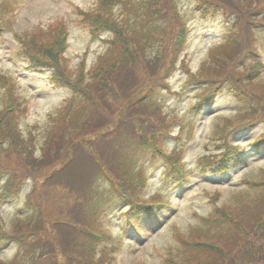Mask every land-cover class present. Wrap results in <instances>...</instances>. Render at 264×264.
<instances>
[{
	"label": "trees",
	"instance_id": "obj_1",
	"mask_svg": "<svg viewBox=\"0 0 264 264\" xmlns=\"http://www.w3.org/2000/svg\"><path fill=\"white\" fill-rule=\"evenodd\" d=\"M117 1L97 0L94 8L78 11L90 38L106 44L88 71L84 61L75 72L69 68L63 22L12 34L28 69H46L70 94L49 114L50 125L36 146V136H24L20 129L25 105L16 82L0 71L5 91L0 108V200L32 180L25 199L32 211L16 215L8 226L0 217V252L16 245L10 258L0 256V264H113L117 240L101 221L104 204L115 209L118 203L126 204L123 214L140 219L136 225L126 218L136 233L149 223L145 216L171 205L159 193L144 197L146 177L132 153L146 147L164 159V175L175 185L190 180L193 171L186 167L183 151L163 146V138L171 136L170 125L182 120L164 113L155 97L160 89L169 90L167 78L176 68L185 73L187 83L200 87L191 103L196 114L212 106L223 90L241 105L233 115L216 116L208 140L216 150L196 159L199 176L221 177L246 162L245 147L232 138L264 121V64L247 61L257 54L255 29H264V0H196L203 14L221 10L230 23L223 40L207 49L195 71L181 56L188 27L175 0H126L129 12L115 15ZM12 9L0 3V37L12 32L7 16ZM103 32L108 36L102 38ZM248 144L256 150L263 147L264 130ZM240 175L243 186L231 188L233 196L220 203L219 189L204 191L210 210L196 213L197 223L185 233L173 228L177 242L161 254L162 264H264V167ZM99 179L109 186L94 205ZM151 220L150 226L160 223L156 217Z\"/></svg>",
	"mask_w": 264,
	"mask_h": 264
},
{
	"label": "rangeland",
	"instance_id": "obj_2",
	"mask_svg": "<svg viewBox=\"0 0 264 264\" xmlns=\"http://www.w3.org/2000/svg\"><path fill=\"white\" fill-rule=\"evenodd\" d=\"M178 4L180 15L188 27V37L185 47L181 53L186 65L195 71L200 61L205 57L207 49L221 42L229 28L230 20L224 16L221 10L203 14L196 7V0H175ZM8 3L13 6L10 11L12 20L11 31L4 32L0 37V71L11 75L16 82V90L21 96L25 112L19 115L20 129L24 136L32 133L36 136V146L42 143L45 131L50 125L49 114H54L62 105L70 91L68 88L60 87L52 81L49 74L44 71H33L28 69V62L18 54L19 45L12 34H22L25 31L35 29L47 30L59 22L66 25L68 35L64 55L67 64L75 72L80 63L84 61L85 71L90 69L98 54L104 51L106 44L100 39H91L88 28L81 22L78 11H87L96 6L97 0H0V3ZM113 13L120 15L126 9V0H118L114 3ZM13 16V18H12ZM108 36L103 32L101 37ZM255 47L257 54L249 55V60L259 61L264 64V29H255ZM247 61L243 63L246 65ZM264 77V69L262 70ZM169 90L160 89L155 97L159 101L164 113L181 119L182 123L170 125V137L163 138V146L166 150L176 149L183 151L186 167L193 173L188 182L182 187L175 185L164 175V159L161 156H153L150 149L139 146L140 149L132 153L136 165L139 166L146 177V185L143 195L148 197L159 193L163 198L171 202L161 212L143 219L149 223L135 232L126 218L130 217L136 225L140 219L124 215L126 204L112 208L111 204H104V215L101 221L114 240H117V251L113 253V264H162L161 254L168 247L176 244L174 227L187 232L190 225L197 223V214L207 213L212 204L206 200L204 191L213 192L215 189L221 191L218 203L231 198V188L242 187L238 178L246 171L256 172L264 167V146L255 149L249 146V142L255 139L264 130V121L258 122L253 128L242 130L235 134L232 140L245 147L243 155L246 162L240 166H233L223 176L205 175L199 176L194 168L196 159L203 153L215 151L208 143L209 137L218 121L216 116H230L241 108L231 93L223 90L216 94L212 106L196 114L191 109L195 93L200 88L198 85L187 83L186 75L181 68H176L167 78ZM5 91L0 88V108L3 106ZM180 128L182 130L180 131ZM180 134V138L176 136ZM205 146L207 148H205ZM5 176V175H4ZM3 180L1 176L0 184ZM232 184V185H231ZM97 195L93 196V204L98 203V197L103 191H107L109 183L104 179L96 181ZM32 191V180H27L21 187L8 198L0 200V217L8 226L16 215H24L32 211V206L26 204V197ZM97 201V202H96ZM101 202V201H100ZM118 202V200H116ZM110 203V202H109ZM155 213V212H154ZM156 217L160 220L159 225L150 226ZM16 249L15 244H10L0 256L8 259Z\"/></svg>",
	"mask_w": 264,
	"mask_h": 264
}]
</instances>
